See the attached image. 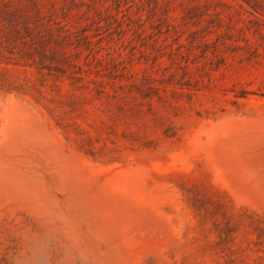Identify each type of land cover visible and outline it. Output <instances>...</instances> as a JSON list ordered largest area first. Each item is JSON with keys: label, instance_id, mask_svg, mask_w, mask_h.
<instances>
[{"label": "rangeland", "instance_id": "1", "mask_svg": "<svg viewBox=\"0 0 264 264\" xmlns=\"http://www.w3.org/2000/svg\"><path fill=\"white\" fill-rule=\"evenodd\" d=\"M0 264H264V0H0Z\"/></svg>", "mask_w": 264, "mask_h": 264}]
</instances>
